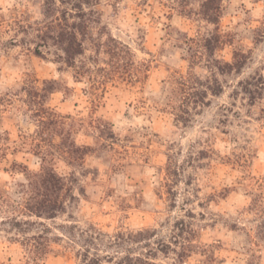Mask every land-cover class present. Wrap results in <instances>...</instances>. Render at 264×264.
Masks as SVG:
<instances>
[{
  "label": "rangeland",
  "instance_id": "obj_1",
  "mask_svg": "<svg viewBox=\"0 0 264 264\" xmlns=\"http://www.w3.org/2000/svg\"><path fill=\"white\" fill-rule=\"evenodd\" d=\"M202 1L100 0L101 22L70 67L39 37L44 0H0V264H80L87 248L161 264H264V90L250 105L240 84L264 78V0H224L219 40ZM235 50L247 56L241 69L226 64ZM182 75L221 91L196 104L178 93ZM47 96L66 120L64 142L88 153L40 150ZM43 162L69 191L55 218L17 215L52 238L34 263L25 239L44 226L20 232L11 205L24 166Z\"/></svg>",
  "mask_w": 264,
  "mask_h": 264
},
{
  "label": "trees",
  "instance_id": "obj_2",
  "mask_svg": "<svg viewBox=\"0 0 264 264\" xmlns=\"http://www.w3.org/2000/svg\"><path fill=\"white\" fill-rule=\"evenodd\" d=\"M223 1L203 0L201 4L205 18L217 25L215 28L217 40L220 39V27L218 24ZM99 5L100 0H44L42 19L38 21V23L43 24V28L39 29V37L45 42L47 49L50 50L52 46L57 48L58 54L70 67L76 66L79 57L85 53V44L87 40L92 39L90 31L93 25L101 22L102 15ZM107 39L109 42H114L116 44L115 47H125L131 53L129 45L124 44L111 33H108ZM205 41L210 42L211 39L205 38ZM104 43L98 42L100 47ZM205 46L208 48L209 45L205 44ZM111 48L108 53L113 51ZM37 52L39 55L42 54L39 48ZM233 59V62L226 63L231 69H241L247 62V56L237 50L234 51ZM192 77L193 75H182L175 77L174 82L178 93L184 98L194 97L196 104L199 102L204 103L209 91L215 94L221 91V87L214 88L212 86L199 90L193 82ZM52 82L51 80L45 81L47 83V95L56 91V88L51 86ZM240 84L243 92L248 96L250 105L256 104V101L261 97L260 95L264 90V78L255 79V77H252L241 81ZM199 94L201 95L199 96ZM45 104L46 101L42 103L43 106ZM45 111V115H42L40 110L36 112L37 116H39V129L37 131L39 143L37 144L38 146L40 145V150L43 149L46 143L47 145L53 144L57 147V152H59L60 156L72 155L74 153L85 155L88 153L87 151L90 149L89 145H79L76 140L71 141L70 144L64 142L65 132L69 130L67 129L66 120L48 105V96ZM187 113L190 114V111H187ZM185 120L188 119L186 118ZM48 131L51 132L48 133L50 136L47 135ZM56 137L61 138V142H56ZM40 150H37V152L40 153ZM44 155L43 160L46 161L48 153ZM24 168L28 182L23 185L22 190H15L13 192L15 200L11 205L13 209L12 218L14 220V227L22 233H29L31 228L38 225L44 226L42 231L32 233L25 239L32 253V262L35 263L50 252L49 244L52 238L47 236V225L45 223L21 220L17 215L27 214L28 216L39 218H55L59 212L64 210L69 190L66 179L53 166L47 163L43 162L39 170H31L28 165H25ZM6 204L9 205V203ZM79 255L81 259L80 264H161L151 261L143 255H133L132 253H128L118 259L110 255L91 254L89 248H87L86 253Z\"/></svg>",
  "mask_w": 264,
  "mask_h": 264
}]
</instances>
